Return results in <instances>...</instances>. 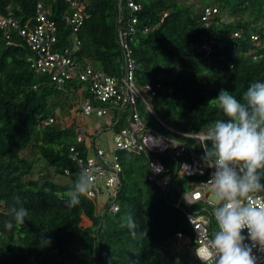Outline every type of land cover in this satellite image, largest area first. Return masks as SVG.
I'll return each instance as SVG.
<instances>
[{
    "label": "trees",
    "instance_id": "obj_1",
    "mask_svg": "<svg viewBox=\"0 0 264 264\" xmlns=\"http://www.w3.org/2000/svg\"><path fill=\"white\" fill-rule=\"evenodd\" d=\"M43 1L59 27L60 47L67 45L70 29L63 16L68 5L65 0ZM80 1L90 18L79 32L82 46L76 61L86 60L96 70L118 76L123 63L119 33L128 19L136 17L130 47L137 81L155 84L163 78L154 107L166 124L179 131L206 133L213 122L226 119L217 105H209L221 89L243 103L250 84L264 82V49L250 39L252 34L264 37V0H135L142 8L132 16L127 0ZM37 2L0 0V13L11 6L23 22L34 17ZM208 6L220 10L209 26L202 20L203 8ZM205 38L215 39L210 55L201 49ZM13 41L18 45H7L0 30V201L4 204L0 264H201L189 246L181 248L177 243V234L189 236L190 227L175 200L196 178L173 175L170 189L163 191L148 179L144 155L119 154L123 166L117 199L120 210L112 213L106 206L90 226L83 225L82 215L95 213L96 206L87 195L77 206H67L66 194L80 171L70 149H83L84 144L77 142L78 124L69 116L71 105L61 101L68 85V94L83 85L72 81L62 88L36 74L27 62L32 53L24 41L16 37ZM57 107L70 123H61ZM141 112L153 126L155 119ZM119 115L126 116L120 111L114 118ZM50 117L56 122L44 125ZM114 123L103 128L118 131L126 125L121 118ZM28 147L35 148L43 168L53 169L55 175H65L68 169L72 182L60 184L41 170L37 179L32 178L35 160L23 155ZM197 149L201 152L198 145ZM13 206L25 207L29 216L8 231L4 221L11 219ZM128 215L138 225L135 234L125 225Z\"/></svg>",
    "mask_w": 264,
    "mask_h": 264
},
{
    "label": "built area",
    "instance_id": "obj_2",
    "mask_svg": "<svg viewBox=\"0 0 264 264\" xmlns=\"http://www.w3.org/2000/svg\"><path fill=\"white\" fill-rule=\"evenodd\" d=\"M65 2L68 5V12L64 14L63 19L70 29L67 45L60 47L59 27L52 18L51 7L46 6L43 0H38L34 17L23 22L16 17L11 6L7 7L5 14L0 13V30L6 44H17L13 41L15 37L23 40L32 53L27 58V62L36 74L46 76L60 87L68 82L77 81L88 91L90 97L78 106L77 116L84 118L94 116L102 119V127L92 130L86 123L78 125L77 142L83 143L84 148L79 149L74 146L71 147L70 152L80 170L84 168L95 170L97 179L93 189L87 194L90 200L104 197V207L108 206L111 212L119 210L117 199L123 172L119 155L121 152L146 156L149 167L148 179L163 191L170 189L173 175L178 178H196L188 183L189 189L175 200V207L183 212L190 227L189 236L178 233L177 239L180 243L184 241L185 245L195 252L197 246H200L197 240L201 238V241H207L217 229L213 210L218 206V202L213 188L206 184L215 169L207 167L201 160L204 155L203 147L208 141L203 140L197 133L179 131L159 117L154 102L163 89V78H159L155 84L138 83L137 64L132 57L130 47L131 36L136 32V17L128 19L124 29L119 33L123 63L120 74L111 76L96 70L86 60L82 64L76 61L82 46L79 32L90 15L80 0H65ZM127 4L131 16L142 8L135 0H127ZM219 11L213 6L204 7L202 20L209 26V21L216 18ZM224 21L225 19L221 20ZM235 36L241 35L235 33ZM250 39L255 46L264 49V37L252 34ZM214 40V38H205L201 44V49L207 55L212 53ZM260 57L261 54L254 55L253 59L257 60ZM127 109L129 114L125 113ZM141 110L149 114L152 119H157L168 133L149 125ZM120 111L126 116L119 115L114 118L115 115L120 114ZM113 118L118 121L120 118L124 119L126 125L118 131L103 128L105 125L109 127L114 125L117 121L114 123ZM55 122L56 120L50 117L44 125ZM105 131L113 134L112 150L100 144L104 140ZM148 135L163 138V144L160 147H149L146 139ZM172 140H175V145L172 144ZM188 140L196 143L193 144ZM197 145L201 147V152L198 151ZM151 164L162 166L163 171L160 173L153 171ZM182 165H187L188 169H183ZM64 173L70 175L68 169H65ZM254 196H264V193H257ZM3 208L4 204L0 201V213ZM242 235L247 237V230H244ZM246 243L251 242L246 241ZM253 252L258 257V264H264V252L259 251L258 247L253 249Z\"/></svg>",
    "mask_w": 264,
    "mask_h": 264
},
{
    "label": "clouds",
    "instance_id": "obj_3",
    "mask_svg": "<svg viewBox=\"0 0 264 264\" xmlns=\"http://www.w3.org/2000/svg\"><path fill=\"white\" fill-rule=\"evenodd\" d=\"M213 104L226 119L216 120L206 133L197 135L210 142L205 143L201 160L215 169L206 184L213 188L218 202L213 210L217 229L207 241L197 240L200 246L195 252L190 249L201 264H258L253 249L258 247L264 252V196L254 194L264 193V82L251 83L243 94V103L233 93L221 89L218 97L209 101V105ZM146 139L149 147L163 144V138L148 135ZM172 144L175 145V140ZM151 165L153 171H163L162 166ZM181 167L188 169L187 165ZM94 173L91 168L77 173L74 188L66 194L68 207L77 206L81 197L90 193L97 179ZM103 204L96 203L99 214L106 209ZM10 212L11 219L4 221L8 231L14 223L24 224L29 216L23 206H13ZM125 225L135 234L138 225L131 215L126 217ZM244 230L247 237L242 235ZM177 243L181 245L182 241Z\"/></svg>",
    "mask_w": 264,
    "mask_h": 264
},
{
    "label": "rangeland",
    "instance_id": "obj_4",
    "mask_svg": "<svg viewBox=\"0 0 264 264\" xmlns=\"http://www.w3.org/2000/svg\"><path fill=\"white\" fill-rule=\"evenodd\" d=\"M190 1H192L193 3H197L195 2V0H189L188 2ZM197 7L200 8L202 7V5L198 4ZM69 89H70V85L67 86V89L63 90V95L61 96V101H63V103L66 102L68 103L66 105H71V109H69V113H70L69 116L75 118L78 125H81L82 123H86L92 130L96 128H101L102 119L96 118L94 116L89 118H84L79 115L77 116L78 108H79L78 106L81 105L83 101L86 99L88 91L84 87H79L76 91H73L68 94ZM55 113L59 116V120L63 125L66 124L67 122L70 123V119L67 118L69 116L62 114L60 107H57L55 109ZM126 113L129 114V109H127ZM152 125L158 130L165 131L162 125L157 121V119L153 121ZM112 140H113V134L110 131H105L104 140H102L100 144L101 146H106L112 150V148L114 147ZM23 155L35 160L36 171L33 174L32 178L37 179L39 175V171L41 170V173L49 176L50 178L54 179L60 184H68L72 182V179L68 176L55 175L53 169L47 167L43 168L42 161L37 158L36 150L34 147H28L26 150H24ZM173 189H174V193L177 192L176 186H174ZM103 199L104 197H100L99 199H95L92 202H94L96 206V203L98 205L103 204L104 203ZM95 214L96 215L99 214L98 209L97 210L95 209V213L82 215L83 225L90 226L92 224L93 217H95ZM184 246H185V242L182 241L181 248H183Z\"/></svg>",
    "mask_w": 264,
    "mask_h": 264
},
{
    "label": "water",
    "instance_id": "obj_5",
    "mask_svg": "<svg viewBox=\"0 0 264 264\" xmlns=\"http://www.w3.org/2000/svg\"><path fill=\"white\" fill-rule=\"evenodd\" d=\"M122 3H120V5H121ZM65 85L63 84L61 87L63 88Z\"/></svg>",
    "mask_w": 264,
    "mask_h": 264
}]
</instances>
